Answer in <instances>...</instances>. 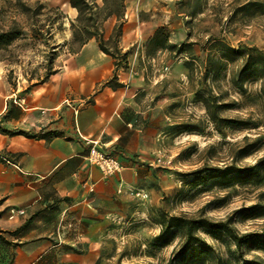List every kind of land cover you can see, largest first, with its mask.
I'll use <instances>...</instances> for the list:
<instances>
[{"label":"rangeland","instance_id":"obj_1","mask_svg":"<svg viewBox=\"0 0 264 264\" xmlns=\"http://www.w3.org/2000/svg\"><path fill=\"white\" fill-rule=\"evenodd\" d=\"M20 3L31 8L28 14ZM39 3L46 7L36 16ZM56 9L64 13L52 28L60 45L58 70L84 47L72 52L63 45L79 14L70 0H0V32L24 31L0 46V97L15 92L7 99L12 114L30 104L45 73L48 47L40 20L57 16ZM125 12L122 53L107 54L115 69L102 85L124 86L120 73L136 82L145 114L135 117L132 132L139 135L132 139L140 145L122 162L136 167L125 187L148 197L116 189L111 214L83 236V222L75 235L63 219L56 233L41 235L35 217L45 211L53 219L54 208L22 207L27 213L11 218V207L0 199V264H264V0H126ZM117 21L105 22L107 40ZM126 112L132 119L134 113ZM31 131L43 137L42 129ZM198 220L254 236L240 248L228 232L197 227ZM189 231L202 241L185 252Z\"/></svg>","mask_w":264,"mask_h":264},{"label":"crops","instance_id":"obj_2","mask_svg":"<svg viewBox=\"0 0 264 264\" xmlns=\"http://www.w3.org/2000/svg\"><path fill=\"white\" fill-rule=\"evenodd\" d=\"M97 45L92 40L85 44L69 66L58 69L46 83L32 90L31 102L22 106V114H12V105L7 101L15 92L6 100L0 97V119L4 118L2 122L8 128L61 132L27 137L0 131V153L7 151L12 156L11 160H0L2 207L17 205L32 211L54 208L57 214L53 219L47 218L45 211L35 217L36 228H43L41 235L56 233L55 227L62 219L71 234H77L80 222L87 229L80 235L88 234L101 218L111 214L107 209L117 198L121 181L126 187L133 181L135 166L126 167L121 179L117 174L104 175L99 166L86 159L91 140L98 141L103 149L117 150L123 156L120 160L136 151L140 143L132 136L139 134L132 132L133 125L135 117L145 114L135 80L127 83L128 78L120 73L124 86L102 85L112 76L115 64L112 57L98 51ZM91 95L93 101L87 102ZM126 109L134 113L132 119H128ZM86 183L96 185L93 193L88 192ZM58 209L69 213H59Z\"/></svg>","mask_w":264,"mask_h":264},{"label":"trees","instance_id":"obj_3","mask_svg":"<svg viewBox=\"0 0 264 264\" xmlns=\"http://www.w3.org/2000/svg\"><path fill=\"white\" fill-rule=\"evenodd\" d=\"M72 6L78 10V16L75 20L71 22V29H72V38L69 41H65L63 45H69L71 46L70 50L72 52H78L80 48L83 47L86 43L93 40L94 38L98 41V45H100V48L108 55H112L113 57H116V54L122 53V48L119 45V42L124 34V23H125V9H126V0H102L100 3L99 0H70ZM21 8L24 10L26 14H28V11H30V7L26 5L25 3H20ZM45 4L39 3L36 6V9L34 13L36 16L38 15H44L43 10L45 8ZM57 16L40 20L43 23L42 31L43 35L45 36V42L44 45L48 47V53L47 58L45 62V73L43 76L37 78V82L35 85H42L46 83L47 79L54 73L57 72L56 66H55V59L58 55L59 51V44H55L53 42L54 39V33L52 28L56 25V23H59L61 19L64 17V13L56 9ZM110 17H116L117 23L113 27L114 30L111 33L110 38L107 40L105 35V29L104 24L107 20L110 19ZM33 31V37L40 38L39 34L36 32L35 29L32 28ZM24 35V31L22 28H16L12 27V29H9L7 31L0 32V46H9L13 43L14 40L20 38ZM128 53H123L122 61H125L127 64ZM120 66V63L116 62V70H118ZM116 76V75H114ZM32 79V78H31ZM109 86H112L113 84L111 82L107 83ZM112 84V85H111ZM116 87L122 86L121 83L117 85H113ZM20 114H22V110L20 109ZM19 114V115H20ZM0 131L4 134H8L11 136H14L16 134H23L27 137H31L32 131L24 130L21 128H8L4 125L3 122H0ZM61 132L58 130H48L47 132L43 131V137H47V135H58ZM11 156V154L9 153ZM3 159H9L8 156H5L0 153V160ZM11 160V159H9ZM173 219L178 220V218L174 217ZM33 220V218L29 219L27 222L30 223ZM197 227H208L213 230H223L228 232L231 237L235 240L237 247H242V245L249 240H252L254 235H251V233H248L245 236L238 237L235 234L232 233V230L230 227L221 222H209L207 220H198ZM174 225V224H172ZM171 225V226H172ZM181 225V224H176ZM170 226V227H171ZM169 230V228H168ZM166 232V229H165ZM164 232V233H165ZM163 233V234H164ZM189 238L192 236V232L189 231L188 234ZM192 238V237H191ZM187 239L186 243L184 245L185 252L189 249H193L196 247V244L198 242L202 241L200 238L198 239Z\"/></svg>","mask_w":264,"mask_h":264},{"label":"built area","instance_id":"obj_4","mask_svg":"<svg viewBox=\"0 0 264 264\" xmlns=\"http://www.w3.org/2000/svg\"><path fill=\"white\" fill-rule=\"evenodd\" d=\"M92 144L90 148V152L87 156V161L93 166H99L102 173L106 176H113L114 174L121 175L125 166L115 154L108 153L105 151L102 146L98 143V141H89ZM122 179V178H121ZM86 187L89 193H93L95 191L96 185L94 183H86ZM118 193H130V195H136L141 198L148 197V194L143 192L137 188L127 189L124 186L123 181H121L120 185L117 188ZM11 218H15L16 216L26 214V208L22 207H11ZM72 226V225H71Z\"/></svg>","mask_w":264,"mask_h":264}]
</instances>
